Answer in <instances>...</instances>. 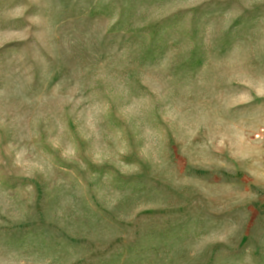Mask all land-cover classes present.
Segmentation results:
<instances>
[{"label": "rangeland", "instance_id": "1", "mask_svg": "<svg viewBox=\"0 0 264 264\" xmlns=\"http://www.w3.org/2000/svg\"><path fill=\"white\" fill-rule=\"evenodd\" d=\"M264 0H0V264H264Z\"/></svg>", "mask_w": 264, "mask_h": 264}, {"label": "built area", "instance_id": "2", "mask_svg": "<svg viewBox=\"0 0 264 264\" xmlns=\"http://www.w3.org/2000/svg\"><path fill=\"white\" fill-rule=\"evenodd\" d=\"M254 138L256 140H264V127L260 128L257 130V132L255 133Z\"/></svg>", "mask_w": 264, "mask_h": 264}]
</instances>
